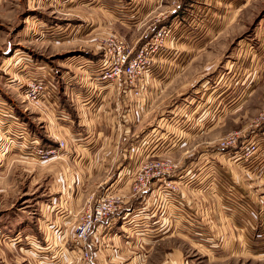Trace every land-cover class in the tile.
Listing matches in <instances>:
<instances>
[{"label":"rangeland","instance_id":"obj_1","mask_svg":"<svg viewBox=\"0 0 264 264\" xmlns=\"http://www.w3.org/2000/svg\"><path fill=\"white\" fill-rule=\"evenodd\" d=\"M74 1L0 0V264H83L70 245L76 223L110 184L106 188L108 181L88 180V170L97 171L104 154L75 151L77 141L69 140L63 124H57V110L64 109L71 116L65 122L74 129L78 125L64 95L66 80L73 77H89L92 100L99 96V103L114 102L113 112H104L115 125L114 133H120L123 121L128 123L125 146L131 151L117 160H131L129 171L152 159L175 175L179 166L193 161L197 166L190 173L202 176L201 168L207 173L208 165L207 190L231 200L234 189L228 181H234L235 168L230 151L239 150L245 164L236 170L237 184L251 195L252 209L264 210V0ZM120 42L130 52L128 59L138 61L137 72L100 88L94 81L113 69ZM81 56L96 61L86 65L97 68L95 72L87 73L91 68L84 67ZM49 96L64 105L51 109ZM128 99L143 100L134 108L145 107L139 125L134 110V122L126 116ZM94 112L80 119L88 123ZM202 114L211 124L209 133L178 132L179 144L171 150L177 121L184 130L195 131ZM120 135L122 139L124 131ZM183 141L189 142L187 147L181 146ZM251 162L258 163L250 169ZM161 182L154 175L140 193L118 184L109 194L132 201L156 184L169 200ZM173 183L180 193L181 184ZM194 188L197 210L218 205L214 197L210 202L197 198V191L205 189L201 183ZM241 203L242 209L250 207ZM120 211L102 224L116 221ZM259 220L263 224L264 218ZM192 236L167 232L152 243L113 244L102 235L100 242L90 236L89 243L100 244L91 250L93 264H129L133 258L132 264H264L257 259L264 256L251 251L223 261L206 251L208 239L200 232Z\"/></svg>","mask_w":264,"mask_h":264},{"label":"crops","instance_id":"obj_2","mask_svg":"<svg viewBox=\"0 0 264 264\" xmlns=\"http://www.w3.org/2000/svg\"><path fill=\"white\" fill-rule=\"evenodd\" d=\"M71 3H73V5L74 3L76 4L74 0H62V4L64 5H69ZM90 58L92 57L81 56V58H79L82 59L80 61L85 63V68H91V66H86L87 63L92 64L93 62H96L93 58ZM96 69L97 68H95V70ZM95 70L91 68L87 69L86 71L87 73H92ZM88 79L89 77L84 76L69 78L66 80V85L64 86V95L69 96V99L66 100V102L71 106L74 115L78 117V120L76 119L78 123L77 127L75 126L74 129L72 126H70L71 124H68L69 121H60L59 119L57 124H63V127H65L67 131L69 140L73 139V141H77V148H75V151L90 152L97 150L98 152L101 151V153L104 154V156L100 158V161H102L101 164L103 165H101L97 171L93 170L94 168H92V172L88 170L90 175L88 180L94 179L92 182H95V184L101 181L104 183L108 181V183L105 185L107 188V185L113 184L118 179L121 171L124 168L132 169L134 167L129 166L131 160H128L127 162L125 160H123V162H119V160H117L121 157L122 159L127 158V156H123V154L131 151L125 146L128 138L130 137L127 133L131 132L128 123L125 124V121H123L122 128L119 129L120 133L121 131H124L122 139L120 138V133H114V123L108 120V116L104 114V112L106 113V110H108L107 114L108 112L109 114L113 112L114 102L103 100V102L99 103V100H97L99 96L93 97L92 100V96L90 95L92 94V89H90L88 86ZM55 101L56 100H52L51 96H49V99H46V102L51 109H53L54 106H56L58 109L59 105H64V100L62 99H59V102L57 101V103ZM119 101L120 100L116 99L115 110L120 107ZM140 101L142 102L143 100L140 99ZM140 101H132L131 99L127 100V107H125V109L126 116L130 122L132 121L131 117L133 119L132 122L135 121V117L132 115L133 113L131 114L130 112L131 110H134L135 107H139L141 105ZM111 102L113 103V107ZM124 104L125 101L122 103V106H124ZM102 106H104V108H102ZM92 111H95V114L88 121V123L84 117H81L80 119L82 114L87 112L88 114H92ZM133 112H136L135 115L138 119L136 122H134L136 125H139L140 121L142 123L145 120L144 106L142 108H137ZM203 114L200 116V121H198L201 126L195 131H193V129L184 130L183 125L181 126V122L177 121V128H179L177 129L176 135L172 137V140L173 138H176L175 144L173 142L169 145L171 150L175 145L179 144L178 140L180 135L178 136V132H181V135L183 136L185 134L190 135V133L191 136L209 133L207 131L210 130L211 127L209 128V126L211 124L208 123L209 121L205 119ZM216 114L218 120H220L222 115L220 108ZM68 119H71L70 113ZM75 130L79 131L76 133ZM107 131L108 135L106 134ZM181 138L183 139L182 136ZM99 143L102 144L99 145ZM182 143V147H187L189 144L187 141H185V143L183 141ZM65 149L67 150V147H65ZM158 151L161 150L158 149ZM230 153H233V164L235 168L234 181H228L229 183H232L231 185L234 189L233 199L230 200L229 198H224L223 194H217L208 191L207 185H209V183H207L208 178L206 177V174L209 173V166L207 165L208 163H201L204 167L207 165V167H205L207 173L202 167V176H195V174L193 175V173H190L194 167L197 166L196 164L193 165L192 161L187 167L184 165L179 166L176 174L171 175L170 178H167L168 180L181 184L180 193L170 194L171 197L169 200H167V196H163L162 194L160 195L157 191V185L153 184L152 191H146L148 193L145 192L146 194L144 193L132 201H126L124 203L123 207L121 208L120 215L116 220L120 225H117L116 221L108 224L106 223L105 226L102 224L95 232L93 238H95L97 241H100L101 236L103 235L106 238V241H112L113 244L119 243L121 241H131L132 243L136 241H139L140 243H152V241L154 242L159 240L160 236L167 232L169 234L177 232L188 233L191 236L194 232H200L202 237H206L208 239L207 244L204 245L206 251H208L210 254L217 253L216 255H218L219 258H222V260L224 259L223 261H225V259L228 257L237 256L238 254L240 255L241 252L245 253L247 251L258 253L260 257L264 256V248H262L264 247V221L263 224H261L259 220L261 217L264 218V210H260L257 213L255 209H252L253 199L251 195L239 188L237 184L238 177L236 175V170L238 168L242 169L245 163H243L239 158V150H231ZM115 160L116 164H114ZM257 163L255 164L254 162H251L248 167L252 169L257 165ZM259 163L263 164L262 160H260ZM89 169H91V167H89ZM81 173L83 176H85L83 170ZM197 183H201L202 186H205L203 191H197L199 196L197 198H202L209 201L210 197H214L215 199H218L217 206L214 207V205L212 206L211 204V208L205 209V207H202L200 210H197L194 207L193 199L196 195L194 193V185ZM224 184H226V181ZM242 201L248 203L250 207H245V209H242ZM213 226H216L217 228H215L214 231L212 230ZM211 231L218 233V236H215ZM39 232L41 233L40 230ZM241 232H245L247 235L249 234V239H247L245 235H242ZM63 235L66 236V234ZM132 236L133 239H131ZM214 237H218L219 240L213 239ZM254 253H251L250 255H252V257H256L254 256ZM257 259L259 261H264V258ZM132 261L129 264H132Z\"/></svg>","mask_w":264,"mask_h":264},{"label":"built area","instance_id":"obj_3","mask_svg":"<svg viewBox=\"0 0 264 264\" xmlns=\"http://www.w3.org/2000/svg\"><path fill=\"white\" fill-rule=\"evenodd\" d=\"M114 49L117 53L118 58L116 60L115 66L112 70H104L102 73H100L101 75L98 74L97 80L94 79V84H96L100 88H106L110 86V82H116L115 80L120 79L121 76H125L127 79H130L137 72L136 69H138V61L136 59H128L130 52L126 50L124 43H117ZM105 64H107V62ZM106 66L108 65H105L104 67ZM31 92L35 96V93L38 92V90L36 87H34L32 88ZM57 117L59 118V120L66 121L69 118V113H67L64 109H58ZM64 144L65 143L63 142V140L59 141V148L63 147ZM150 161L151 163L144 162L138 169L136 168V171L134 173L133 171H129L128 168H124L121 171L118 179L113 184H110L109 189H104V193L102 194V196L98 200H96L92 204V206L83 211L78 222L76 223L70 244L73 251L80 253L83 264H93L91 250H93V248L96 249L98 246H100V244H90V236L93 237L95 232L99 228V224H102L104 220L110 219V217H114L126 202L125 198H121V196L119 195L109 194L110 189L119 184L124 189H130L133 194L140 193L144 190L149 177L158 175L160 181H162L163 183L162 189L164 192H168L169 194H173L176 192L177 188L173 183L174 181L167 179V175L171 176V173L167 171L169 167L162 168L157 160L151 159Z\"/></svg>","mask_w":264,"mask_h":264}]
</instances>
